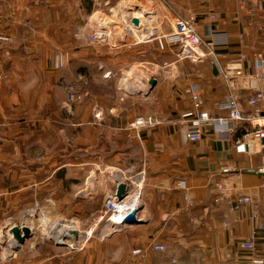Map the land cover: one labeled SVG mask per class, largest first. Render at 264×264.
<instances>
[{"label": "crops", "instance_id": "0c3cea01", "mask_svg": "<svg viewBox=\"0 0 264 264\" xmlns=\"http://www.w3.org/2000/svg\"><path fill=\"white\" fill-rule=\"evenodd\" d=\"M156 1L169 29L177 14H194L206 49L212 48L221 63L242 51L264 52V0L262 9L256 0ZM92 9L88 4L87 11ZM81 10L80 0H0V37H8L7 42L0 39V167L9 174L4 189L10 199L4 203L11 209L5 220L0 217V225L23 222L35 206L61 221H92L116 186L86 181L97 172L82 157L87 150L120 169L145 171L139 223L67 247L28 240L14 261L254 264L264 259V174L258 172L264 168V152L259 140L243 139L252 126L240 124L221 136L212 130L194 142L179 124L181 114L193 109L195 82L202 110L229 115L217 108L229 87L213 59L202 64L180 60L155 42L125 46L121 53L90 48L76 36ZM81 74L90 79V103L75 105L69 113L63 106L66 85L79 82ZM152 78L156 85L150 89ZM250 83L237 90L245 109L250 107L244 95L254 88ZM95 103L105 110L100 122L93 116ZM140 115L160 122L135 130L132 123ZM241 139L245 152L237 150ZM226 166L233 171L221 174ZM179 181L187 182L186 190ZM217 183L225 186L227 198L248 195L258 201V209L255 202L239 210H230L228 202L218 206ZM2 204L0 198V212ZM246 241L254 243V251L241 247ZM152 243L166 249L155 250Z\"/></svg>", "mask_w": 264, "mask_h": 264}, {"label": "built area", "instance_id": "2783aa9c", "mask_svg": "<svg viewBox=\"0 0 264 264\" xmlns=\"http://www.w3.org/2000/svg\"><path fill=\"white\" fill-rule=\"evenodd\" d=\"M256 5L259 9H262L260 0H256ZM126 13H128L127 16L129 15V18H125V22H122L123 18L121 16H126ZM1 16L2 13L0 11V18ZM111 17L114 18V22L111 21ZM134 18H138V24L133 22ZM98 20H102V24ZM89 23L93 27V32L90 35L92 38L91 42L99 40L113 47L119 45L118 43L124 44L125 46H133L140 43L155 42L162 51L170 48L177 55L178 59L188 60L194 64H202L208 58H212L215 66L219 68L223 81L229 87L225 97L217 108L220 110L227 109L229 115L213 116L208 111L202 110L200 85L195 82L191 85L190 89L193 109L181 114L179 124L185 127L188 139L194 142L200 141L212 130L219 136L229 135L235 131L238 125L249 124L252 127L245 129L246 132L243 139L254 137L259 140L264 152L263 51H242L237 55L230 56L225 62L221 63L219 55L212 48L206 49L205 41L200 33L201 25L194 14H177L174 24L169 29L156 0H119L116 6L108 10H98L92 13L89 17ZM105 24L109 25L107 30L102 29ZM0 39L3 42L8 41V37L5 36H1ZM9 53L8 50L5 51L6 55H9ZM248 65L251 66V71ZM84 78L85 75L81 74L78 81H83ZM250 81H254V88L251 89L250 93L244 95L246 104L250 107L249 109H245L244 105H242V96L237 90H240L245 85L246 88L251 87ZM79 82L66 85L68 101L70 103L81 99V94L78 91L80 88H77ZM103 117L102 107H95V118L102 120ZM159 122V119L152 115H140L132 123V128L139 130L143 127H154ZM243 139L238 141L237 150L239 152L246 151ZM232 171V167L226 166L222 168L221 174H228ZM258 172L264 174V168L259 169ZM115 174L117 175L114 176L112 174V176L114 182H117L116 189L106 197L104 210L97 218V222L104 225L96 235L100 238H105L115 232L121 231L127 225L125 219L134 212L136 213L137 219H139V212L143 204L141 198L146 180L145 171L128 167L121 171L118 170ZM121 183H126L127 195L119 199L117 187ZM178 186L186 190L187 182L179 181ZM216 187L219 192L215 196V201L218 206H222L228 202L230 204V210H239L243 206L255 202L248 195L231 200L225 196L226 188L223 184L217 183ZM185 198L188 199L187 194ZM255 207L258 209V201L255 202ZM118 220L122 221L118 223ZM85 233L86 235L81 237V233L79 232V238L75 240L76 243L92 237V230ZM151 246L158 251H164L166 249L165 245L159 243H152ZM241 247L248 251L255 250V245L252 241L242 243ZM135 252L140 253L141 250H136ZM253 262L254 264H263L264 259H254Z\"/></svg>", "mask_w": 264, "mask_h": 264}, {"label": "rangeland", "instance_id": "374dc122", "mask_svg": "<svg viewBox=\"0 0 264 264\" xmlns=\"http://www.w3.org/2000/svg\"><path fill=\"white\" fill-rule=\"evenodd\" d=\"M80 1H81V6H82V10H81L82 12H81V18H80L81 27L78 30V33L80 34L76 35L77 38H80L82 41L87 42V44L91 46L90 48H94L93 46L98 47V48L106 47L111 52H114V53H117V51H119L120 53L122 51H125L124 44L118 43L119 45H117L116 47H113L99 40H95L94 42H91L92 38L90 36L93 32L92 30L93 27H91L89 23V17H90L91 12H95L98 10L99 11L108 10L113 6H116L119 0H80ZM88 4L93 5V9L91 12L87 11ZM181 15H187V14L184 13ZM121 18H123V16H121ZM98 22L102 24V20H98ZM122 22H125V19H123ZM122 78L123 77H121V79ZM122 81H124L125 83V80H122ZM79 85L80 86H77V88L78 87L80 88V90L78 89V91L81 94V99L77 100L74 103H70L68 101V91L66 89V100L63 103V106L66 110L69 111V113H73L74 111L73 108L75 105H88L90 103V98H91L89 97L91 94L89 90L90 79L85 76L83 81L79 82ZM97 106L102 107V111L105 116V110L102 104L95 103L93 105L94 118H95V107ZM98 122H100V120H98ZM113 145H115V143H111L110 146L112 147L109 146L108 151L110 152V154L114 152L115 146ZM93 155H94V152L89 151V150L84 151L82 155L83 159H85L87 162L89 163L92 162V165L88 166V167H91L90 170L97 171L96 173L93 172L92 174L93 176H91L90 179L88 176V179H86V181L88 182L92 180V181H96L100 184H104L107 186L108 185L116 186L117 182H114L112 174H114V176L117 175L115 173L118 172V170L121 171L122 170L120 169L121 167H119V165H110L109 163H107V158H105V160L102 161L101 159H99V157L93 156ZM0 163H1V160H0ZM4 171L6 170L0 167V192L2 193L0 198H2V201H3L1 212H0V217L3 220H5V218L9 215V213H11L10 205H8L7 203H4L6 202V200L10 199L9 191L4 189V187L7 186L8 182H10L9 174L3 173ZM115 181H117V179H115ZM104 198L106 199L105 196ZM102 208L103 209H101L98 212V214L94 216V219L90 222H69V221L58 220V217L56 216V214L53 216L49 215L48 212H45V210H41L39 206L38 207L35 206L26 211V214L28 215V217H26V219L23 220V222H18L17 225L21 226L23 224V225H26L32 228L33 236L29 238L28 240L33 241V242L41 241V240L57 241V239L51 233H59L57 235L63 234L62 236H64V233L66 231L74 230V229L79 230V232L81 233V237L85 236L86 235L85 232H89V230H92V236H96L97 233L100 231V229L103 228L104 226L102 223L97 222V218L102 214L104 210V204ZM13 223L14 222L12 221L11 222L7 221V224L5 222V223H2V225H0V264H18L14 260L16 259L17 254L20 253L21 249L17 252V251H14L12 248V241L14 240V238L10 232L11 230L10 227L13 225ZM28 240H26V242ZM67 241L69 245H71V242H73V244L76 243L75 240H67Z\"/></svg>", "mask_w": 264, "mask_h": 264}, {"label": "water", "instance_id": "95a60500", "mask_svg": "<svg viewBox=\"0 0 264 264\" xmlns=\"http://www.w3.org/2000/svg\"><path fill=\"white\" fill-rule=\"evenodd\" d=\"M133 22L135 24H138L139 23L138 18H134ZM215 70L216 72H218L217 68H215ZM149 85H150V89H152V87L156 85V79L155 78L150 79ZM117 190H118L117 195L119 199H122L127 195V185L125 183L119 184ZM125 221L129 224L139 223V220L137 219L135 212L129 215L125 219ZM10 228H11L10 232L14 238V243L12 244V248L14 251L18 252L25 245L26 240H28L29 238L33 236V232H32V229L26 225H23L21 227V226H18L17 224H14ZM78 238H79V231L74 229V230L66 231L62 239L54 241V242L56 243L57 246L65 247V246H69V243L67 240H78Z\"/></svg>", "mask_w": 264, "mask_h": 264}, {"label": "bare ground", "instance_id": "6f19581e", "mask_svg": "<svg viewBox=\"0 0 264 264\" xmlns=\"http://www.w3.org/2000/svg\"><path fill=\"white\" fill-rule=\"evenodd\" d=\"M135 17H138V16H135ZM109 28V26H107V25H103V27H102V29H104V30H107ZM121 219V218H120ZM119 222L118 223H120V221H122V220H118ZM116 223V222H115ZM14 225V224H13ZM11 229V228H10ZM50 234V233H49ZM51 234H53L54 235V237L57 239V240H60V239H62L63 238V234H61V235H57V234H59V233H51ZM52 235V236H53ZM51 237V236H50ZM14 243V240L12 241V244ZM8 251H10V250H8Z\"/></svg>", "mask_w": 264, "mask_h": 264}]
</instances>
